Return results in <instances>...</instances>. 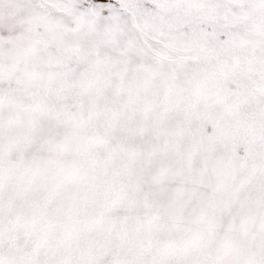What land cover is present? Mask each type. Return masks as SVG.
Here are the masks:
<instances>
[{
    "label": "snow or ice",
    "instance_id": "1",
    "mask_svg": "<svg viewBox=\"0 0 264 264\" xmlns=\"http://www.w3.org/2000/svg\"><path fill=\"white\" fill-rule=\"evenodd\" d=\"M0 264H264V0H0Z\"/></svg>",
    "mask_w": 264,
    "mask_h": 264
}]
</instances>
